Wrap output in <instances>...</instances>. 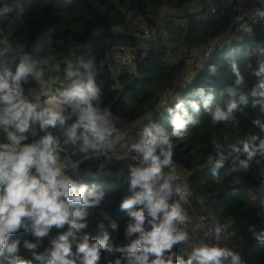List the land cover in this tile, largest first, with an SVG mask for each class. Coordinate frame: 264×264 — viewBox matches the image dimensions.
I'll return each mask as SVG.
<instances>
[{"label":"trees","instance_id":"obj_1","mask_svg":"<svg viewBox=\"0 0 264 264\" xmlns=\"http://www.w3.org/2000/svg\"><path fill=\"white\" fill-rule=\"evenodd\" d=\"M195 1L201 2L202 10L187 16L190 32L199 31L203 42L228 32L229 20L209 11L206 0H0V80L9 86L0 96L11 90L32 93L34 71L63 100L66 121L81 115V91L102 118L99 126L109 120L140 124L148 119L141 135L143 148L150 143L166 169L171 164L183 169L171 170L187 178L190 203L206 198L211 212L229 225V247L239 248L240 264H264V187H256L264 185V9L243 38L218 46L189 82L181 83L187 58L170 63L163 50L140 51L116 80L109 72L95 71L113 47L133 42L121 32L132 15L141 16L151 30L162 7L179 10ZM21 65L26 71L17 79ZM12 107L22 114L10 122L22 146L42 150L45 137H52L51 148L66 138L57 120L44 123L50 112L43 98L23 97ZM218 113L224 118L216 119ZM22 122L27 125L24 131L18 128ZM12 147L0 136V153L10 154ZM165 153L170 154L167 164ZM121 165L95 177L90 164L83 163L70 175L73 190L83 189L85 203L69 205L70 213L81 212L70 219L84 227L72 229L68 236V259L82 264L77 246L87 238L89 246L104 241L95 264H152L156 259L163 264H200L189 250L168 254L164 249L159 257L145 253L142 236L152 231L154 218L141 198L143 191L132 189L121 176ZM256 188L258 196L251 201ZM127 199L137 203L122 209ZM137 211L145 217L142 232H129ZM69 228L67 223L51 226L37 237L32 219L22 217L21 225L5 237L0 264H49L53 241ZM133 243L139 246L131 249Z\"/></svg>","mask_w":264,"mask_h":264},{"label":"clouds","instance_id":"obj_2","mask_svg":"<svg viewBox=\"0 0 264 264\" xmlns=\"http://www.w3.org/2000/svg\"><path fill=\"white\" fill-rule=\"evenodd\" d=\"M24 71L26 69L21 65L17 71V79ZM8 87L6 82L0 80V90L8 89ZM87 91L88 93L93 91L91 84L87 86ZM0 100L11 102L12 96L5 94L0 96ZM80 101L84 107L81 109L78 122L83 124L84 128L98 139L103 140L106 130L97 124V121L102 118L88 103V95L84 94L83 91L80 93ZM58 118H60L58 113H49V117L44 123L54 124ZM215 118L223 119L224 117L218 113ZM175 125L177 128L181 126L179 118L175 120ZM26 127L25 122L18 125L20 131H24ZM73 127L75 128V125ZM11 138L16 139L15 137ZM52 144V137L47 136L43 140L44 147L42 150H37L35 147H25L15 155L0 153V248L4 246L6 235L21 225L22 217L32 219L34 235L37 237L46 235L51 226L59 228L67 223L70 225L69 231L60 235L58 240L53 241L54 248L49 264H74L73 260L68 259L72 255L68 236L73 234L72 229L78 230L84 225L77 223L75 219H70L72 215L80 217L81 212L70 213L69 205L85 203L83 189L80 192H75L71 181L58 178L60 169L52 166L56 162L53 149L50 147ZM169 155L165 153L163 163H168ZM144 157L145 160H151V165L144 170L135 171L131 183L133 186L139 184L144 189L141 198L147 201L150 216L155 218L158 211L164 210L162 222L154 225L151 232L142 236L145 245H147L144 247L145 253H154L159 257L162 250L170 248L173 242L185 239L183 234L173 236L171 228L174 220L183 221L185 217L181 215L178 205L169 208L162 198L154 199V193L149 182L160 173L161 162L153 155V147L150 143L144 146ZM33 166L36 168L37 175H30L29 170ZM163 187L167 188L168 185L165 184ZM134 203H137L136 199H127L121 203L120 207L128 209ZM132 215L135 216L136 223L130 225L128 231L142 232V224L145 219L143 212L137 211ZM106 239L105 236L104 240ZM103 246V240L89 246L87 238H85L77 246V253L83 254L82 264H95L98 259L97 249ZM138 246L133 243L130 247L135 249ZM27 247L33 248L35 245L28 244ZM194 255L200 264H209V262L220 264V258L227 253L216 247H201L195 250ZM152 264H163V261L156 259Z\"/></svg>","mask_w":264,"mask_h":264},{"label":"built area","instance_id":"obj_3","mask_svg":"<svg viewBox=\"0 0 264 264\" xmlns=\"http://www.w3.org/2000/svg\"><path fill=\"white\" fill-rule=\"evenodd\" d=\"M69 1V0H54ZM208 3L209 11H217L229 20V30L241 34L243 37L247 33L249 27L256 24L263 14L264 5L255 3L250 0H218ZM127 35L133 37V42L113 47L107 56L95 65L96 72H109L119 74L126 67L131 66L137 54L145 51V43L151 38V30L148 24L138 14L132 15L125 27L121 29ZM221 37H212L204 40L203 52L199 57V66L207 62L211 53L220 45ZM12 96L11 102L4 101L0 107L2 116V126L0 136L9 141L15 153L21 152L25 147L15 139V130L10 126V122L21 117L19 109L12 107L14 102L20 100L23 93L11 90L3 95ZM62 103L63 100L58 98ZM63 106V105H62ZM19 113V116H17ZM57 121L62 124L63 115L59 113ZM119 121L109 120L102 127L106 130L104 139L100 140L96 136H92L85 141L76 143L66 142V138L57 146L52 147L55 157L53 167L60 169V179L71 180V176L83 164L89 163L95 177H104L112 165L129 164L144 170L151 165V160H145L144 148L142 145V136L135 139L129 146L118 148L115 146L116 133ZM146 128L148 124H144ZM157 185L162 189H167L170 199L188 200L189 190L187 178L180 171L166 169L160 163V173L153 178ZM168 187L164 188L163 185ZM197 221L201 229V242L207 248H220L225 252L229 249L230 233L229 225L224 222L219 215L211 212L209 209L199 210L197 213ZM185 240H177L171 244L170 248L165 249L168 254H175L189 250ZM220 264H236L228 263L224 256L220 258Z\"/></svg>","mask_w":264,"mask_h":264},{"label":"crops","instance_id":"obj_4","mask_svg":"<svg viewBox=\"0 0 264 264\" xmlns=\"http://www.w3.org/2000/svg\"><path fill=\"white\" fill-rule=\"evenodd\" d=\"M210 1H218V0H210ZM255 3H261L264 5V0H250ZM202 10L201 2L195 1L191 2L189 4H186L179 10H171L167 7H162L157 15L156 18V24L154 27L151 28V38L145 43V53L149 51H158L163 50L165 51L167 55L168 61L175 62L181 57L187 58L188 61V68L182 78L181 83L189 82L193 77L196 71V63H194L197 58L200 57V55L203 52V39L201 36V33L199 31L196 32H190L188 30V19L187 16L191 14L199 13ZM122 31V30H121ZM221 43L222 45L230 41L231 39H237L241 38V34L233 32L232 30H228L223 36H221ZM221 46V45H220ZM71 65V63H68ZM130 67V66H128ZM127 68V67H126ZM28 70L32 71L31 68H28ZM33 78L36 83V89L32 93H27L22 96L27 97L31 96L34 97V95H37V98H43V103L47 107L48 111L50 113H62V105L63 103L58 99L57 95L54 94L47 84H44L42 79L38 76V74L34 71H32ZM118 74L114 73L112 75V78L114 80L117 79ZM54 97L53 100L47 101L46 99L49 97ZM123 102H126L125 106L130 105V101L127 97H124ZM55 104V105H54ZM57 106V107H56ZM128 108V107H127ZM64 109V105H63ZM58 113V114H59ZM64 113V112H63ZM79 116L76 117L73 121H66L64 118L62 119V126L64 130V135L66 137V142L68 143H76L79 141H85L93 136V134L88 131L86 128H84L83 124L79 123ZM144 119L140 124H126L124 127H118L117 133H116V139H115V146L120 147H126L131 142H133V136H131V133L133 131L137 130L136 138L142 135L144 128L140 129L147 120ZM121 122V121H120ZM143 124V125H142ZM75 125V128L73 127ZM142 125V126H141ZM2 126V116L0 113V129ZM12 155H15V150L13 147L11 148ZM169 169H183L177 165V164H171L168 167ZM32 173L34 175H37L36 168L33 166L31 168ZM139 167H135L129 164H123L121 165V176L127 180L131 187H134V189L140 190L143 189L139 184L136 186L132 185V180L134 178V172L140 171ZM151 185L155 187V189H152L154 193V199H160L162 198L165 203L171 208L173 205H178L181 215L185 217L183 221L174 220L171 228H172V235L177 236L183 234L185 236V240L189 245V252L194 254L196 249H199L201 247H206V245L201 242V229L199 227L198 221H197V213L199 210L206 209L210 210V206L207 204V199L202 198L200 200H197L195 202L190 203L189 200H182V199H170L169 194L165 192L164 189L159 187L153 179L149 182ZM140 188V189H139ZM211 211V210H210ZM164 217V210L158 211L156 217L154 218L153 225H158L162 222ZM71 237H68V241H72L70 239ZM232 247H229L228 250H226L227 255H225V259L228 263H239V256H240V250L239 254H236V257H231L230 252ZM209 264H212V262H209Z\"/></svg>","mask_w":264,"mask_h":264},{"label":"rangeland","instance_id":"obj_5","mask_svg":"<svg viewBox=\"0 0 264 264\" xmlns=\"http://www.w3.org/2000/svg\"><path fill=\"white\" fill-rule=\"evenodd\" d=\"M241 38H243V36L241 35ZM194 63H196V69L197 68H199L198 66H199V58H197V60L194 62ZM194 71H196V70H194ZM124 103H126V102H124ZM127 104V103H126ZM126 125V123H124L123 121L122 122H119L118 123V127H124ZM147 128V127H146ZM136 134L137 133H134V131L131 133V136H133V141L135 140V138H136ZM132 143V142H131ZM130 143V144H131ZM129 144V145H130ZM128 145V146H129ZM127 147V146H126ZM122 148H125V147H122ZM151 187H152V189H155V187L153 186V185H151ZM256 187H261V190L263 189V187H264V185H257ZM132 189H134V187H131ZM140 189V188H139ZM140 190H142V191H144V189H140ZM165 192L167 193V194H169L168 193V190L167 189H165ZM258 196V189L256 188L254 191L252 190V197H254L253 199H251V201L252 200H254V199H256V197ZM259 196H260V194H259ZM193 204V203H192ZM203 209V208H202ZM201 209V210H202ZM199 212V211H198ZM188 244V243H187ZM188 247H189V245H188ZM235 248V250H231V252H230V256L231 257H236V254L238 255L239 254V248L238 247H233L232 249H234ZM189 249V248H188ZM235 263V262H234ZM237 264V263H236Z\"/></svg>","mask_w":264,"mask_h":264},{"label":"bare ground","instance_id":"obj_6","mask_svg":"<svg viewBox=\"0 0 264 264\" xmlns=\"http://www.w3.org/2000/svg\"><path fill=\"white\" fill-rule=\"evenodd\" d=\"M54 99V97L52 96V97H49V98H47L46 100L47 101H50V100H53ZM55 105V104H54ZM57 107V106H56ZM59 113V112H58Z\"/></svg>","mask_w":264,"mask_h":264},{"label":"water","instance_id":"obj_7","mask_svg":"<svg viewBox=\"0 0 264 264\" xmlns=\"http://www.w3.org/2000/svg\"><path fill=\"white\" fill-rule=\"evenodd\" d=\"M122 33H124V31H121ZM62 115H63V106H62Z\"/></svg>","mask_w":264,"mask_h":264}]
</instances>
